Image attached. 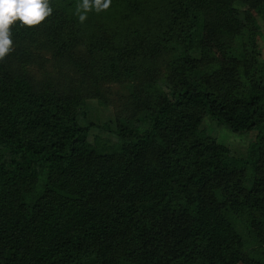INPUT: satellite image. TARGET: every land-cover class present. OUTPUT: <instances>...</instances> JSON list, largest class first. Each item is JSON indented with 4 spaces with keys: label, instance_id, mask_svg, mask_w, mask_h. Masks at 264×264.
<instances>
[{
    "label": "trees",
    "instance_id": "16d2710c",
    "mask_svg": "<svg viewBox=\"0 0 264 264\" xmlns=\"http://www.w3.org/2000/svg\"><path fill=\"white\" fill-rule=\"evenodd\" d=\"M49 3L0 61V264H264V76L237 6L264 23V0H112L83 23L82 0ZM214 124L255 130L246 155Z\"/></svg>",
    "mask_w": 264,
    "mask_h": 264
},
{
    "label": "rangeland",
    "instance_id": "374dc122",
    "mask_svg": "<svg viewBox=\"0 0 264 264\" xmlns=\"http://www.w3.org/2000/svg\"><path fill=\"white\" fill-rule=\"evenodd\" d=\"M240 10V21L242 24V34L239 43L244 44L249 62L252 64L254 74L257 79L264 76V23L251 17L248 10L238 4ZM230 63L229 59L225 60L223 64ZM113 94L111 95V102L107 106L99 105L96 100H90L88 103V118L97 124H102L107 121H113L116 114L120 113V96L125 90L122 86L113 85ZM211 130L216 139L226 145L232 153L245 156L247 148L251 141H254L256 131L246 132H232L227 127L221 124L211 125ZM99 134L101 136H108L107 132L103 130H92L90 135Z\"/></svg>",
    "mask_w": 264,
    "mask_h": 264
},
{
    "label": "clouds",
    "instance_id": "9594fccd",
    "mask_svg": "<svg viewBox=\"0 0 264 264\" xmlns=\"http://www.w3.org/2000/svg\"><path fill=\"white\" fill-rule=\"evenodd\" d=\"M112 0H82L78 6L79 20L83 23L93 9L99 13L111 6ZM53 12L49 0H0V61L13 51L11 26L34 27L41 24Z\"/></svg>",
    "mask_w": 264,
    "mask_h": 264
}]
</instances>
